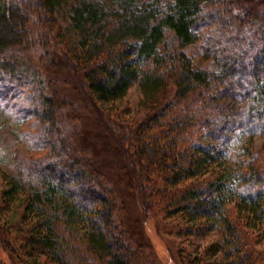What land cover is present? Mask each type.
<instances>
[{"label":"trees","instance_id":"1","mask_svg":"<svg viewBox=\"0 0 264 264\" xmlns=\"http://www.w3.org/2000/svg\"><path fill=\"white\" fill-rule=\"evenodd\" d=\"M49 36L109 117L141 88L145 118L109 131L146 207L186 215L184 232L217 231L209 249L244 264V230L264 234V0H0V132L34 125L31 154L2 171V207L20 205L23 223L3 229L6 249L21 264H151L111 174L79 142L81 114L45 93Z\"/></svg>","mask_w":264,"mask_h":264},{"label":"rangeland","instance_id":"2","mask_svg":"<svg viewBox=\"0 0 264 264\" xmlns=\"http://www.w3.org/2000/svg\"><path fill=\"white\" fill-rule=\"evenodd\" d=\"M36 26L41 25L37 23ZM52 36H49L50 44L46 47V56L41 58V61L45 63L46 76L51 82H48L49 87L45 93H59L65 99L68 98L70 103H73L74 110L81 114L82 118L80 117L81 119L77 121L79 139L82 138L79 142L84 144L82 148L89 152L98 166L103 168L105 165V170L111 174L114 184L122 195L125 206L123 216L133 233L144 236V244L152 259L151 264H228L224 251L215 253L209 249L211 243L219 238L217 231L201 235L184 232V227L193 222L186 215L178 214L170 217L162 203L149 209L146 207V183L142 182V179L129 166L127 153L121 150L120 144L115 142V135L109 131L110 126L115 122L122 123L128 128L131 124L145 118L147 111L141 106V88L137 84L130 87L125 100L119 106L120 109L113 112L112 117L102 113L97 103L80 86L79 75L75 68L67 63L66 58L52 40L54 39ZM38 54L36 53V56ZM37 93L39 94L38 91ZM23 132L34 133L32 119L28 122L22 121L18 125L8 123L0 132V153H8L5 158H2L3 161H0V264H21V261L15 259L6 249V232L4 231L13 230L11 236L13 237L23 227V223L20 222L21 207L13 204L11 210L3 208L1 192L5 186L2 171L9 170L14 152L31 154L32 149L29 146L32 142L25 138L22 140ZM254 155L255 161L264 168L263 137L255 138ZM212 169L216 170L218 167ZM208 175L210 173L205 174V176ZM130 179L133 185L128 183ZM19 224L21 226H18ZM258 229L259 227L255 231L244 230L245 243L243 245L242 241L240 250L238 249L241 258L244 257V264H264V234ZM9 231L7 233L11 232ZM33 264L45 263L38 260Z\"/></svg>","mask_w":264,"mask_h":264}]
</instances>
